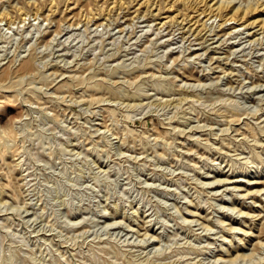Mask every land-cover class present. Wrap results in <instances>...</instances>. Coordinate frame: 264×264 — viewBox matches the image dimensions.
Segmentation results:
<instances>
[{
    "label": "rangeland",
    "instance_id": "1",
    "mask_svg": "<svg viewBox=\"0 0 264 264\" xmlns=\"http://www.w3.org/2000/svg\"><path fill=\"white\" fill-rule=\"evenodd\" d=\"M202 10L0 0V264H264V31Z\"/></svg>",
    "mask_w": 264,
    "mask_h": 264
},
{
    "label": "bare ground",
    "instance_id": "2",
    "mask_svg": "<svg viewBox=\"0 0 264 264\" xmlns=\"http://www.w3.org/2000/svg\"><path fill=\"white\" fill-rule=\"evenodd\" d=\"M141 1H143V0H141ZM145 1V0H144ZM210 0H197V2H198V4H199V6H201V8L203 9V10H208L209 11V13H213V15L214 14H217V13H220L222 10H228V12L229 11H231V16L230 17H228L227 19H229V20H232V19H234V16H236V15H241L240 16V18L239 19H243L242 20V22H247V24H250V25H255V26H258L259 28L258 29H261V30H263L264 31V17L261 15V17H260V14L258 13V12H260L261 11V9L262 10H264V7L262 8L260 5H261V3H259V4H255L253 7L252 6H250V5H246V7H240V6H236V7H234L233 5H230V3H231V1H224V0H212V2H209ZM147 2V1H146ZM256 2V1H255ZM170 3H172V2H170ZM175 3H176V1H175ZM194 3V2H193ZM147 4V3H146ZM236 4V3H235ZM142 5H143V2H142ZM172 5V4H171ZM194 5V4H193ZM137 6H138V4H137ZM144 6L146 7V5L144 4ZM259 6H260V8H259ZM169 9H170V7H168ZM172 9V8H171ZM149 10V9H148ZM166 10H167V8H166ZM195 10H197V9H195ZM201 10V9H200ZM202 10V11H203ZM152 11V10H151ZM154 11V10H153ZM152 11V12H153ZM201 12V11H200ZM264 12V11H263ZM154 13V12H153ZM152 13V14H153ZM162 13V12H161ZM206 13V12H205ZM255 13H257L255 16H254V14ZM3 14V13H2ZM229 14V13H228ZM208 15V14H207ZM219 15V14H218ZM218 15H217V17H218ZM221 15V14H220ZM219 15V16H220ZM162 16V15H161ZM166 16V15H165ZM164 16V17H165ZM197 16H199L198 14H197ZM226 16H228V15H226ZM225 16V17H226ZM248 16V17H247ZM215 17V16H214ZM239 17V16H238ZM254 17V18H253ZM1 18V17H0ZM161 18V17H160ZM166 18H167V16H166ZM166 18H164L165 20L164 21H166L167 19ZM208 18V17H207ZM206 18V19H207ZM222 18H224V17H222ZM252 18V19H251ZM157 19V18H156ZM162 19V18H161ZM205 19V18H204ZM182 20V19H181ZM222 20V19H221ZM160 21V20H159ZM193 21V20H192ZM225 21V20H224ZM157 22V21H156ZM241 22V23H242ZM158 23H160V22H158ZM162 23H163V21H162ZM224 23H226V21L224 22ZM229 23V22H228ZM233 23V22H232ZM235 23V22H234ZM239 23V22H238ZM227 24V23H226ZM246 24V25H247ZM248 26V25H247ZM224 27V26H223ZM242 27V26H241ZM254 27V26H253ZM246 28H248V27H246ZM233 29V28H232ZM236 28H234V30H235ZM237 29H239L238 27H237ZM257 29V30H258ZM260 30V31H261ZM29 61L27 60V61H25L24 63H23V65L24 66H28L29 65Z\"/></svg>",
    "mask_w": 264,
    "mask_h": 264
}]
</instances>
